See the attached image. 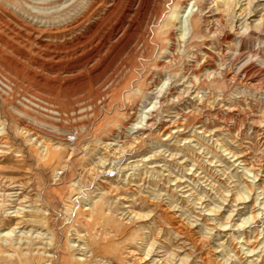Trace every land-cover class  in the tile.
Masks as SVG:
<instances>
[{
    "label": "rangeland",
    "instance_id": "1",
    "mask_svg": "<svg viewBox=\"0 0 264 264\" xmlns=\"http://www.w3.org/2000/svg\"><path fill=\"white\" fill-rule=\"evenodd\" d=\"M0 264H264V0H0Z\"/></svg>",
    "mask_w": 264,
    "mask_h": 264
},
{
    "label": "bare ground",
    "instance_id": "2",
    "mask_svg": "<svg viewBox=\"0 0 264 264\" xmlns=\"http://www.w3.org/2000/svg\"><path fill=\"white\" fill-rule=\"evenodd\" d=\"M113 13H114V11L112 10L111 12H110V15H109V17L107 18L108 20L110 19V18H112L113 16ZM104 20V19H103ZM119 20H121L122 22H123V19H122V14H121V18H119ZM121 21H119V25L118 26H116V28L117 29H119L120 28V24L122 23ZM101 23V22H100ZM115 24V23H114ZM114 24H113V26H114ZM99 28V27H98ZM259 214V213H258ZM18 215V217H19V219H23V221H24V218H22L23 216L22 215H20V214H17ZM22 216V217H21ZM258 216V215H257ZM21 217V218H20ZM256 217V216H255ZM251 218V217H250ZM254 218V217H253ZM18 219V218H17ZM26 220V219H25ZM245 221V220H244ZM18 224H22V221H19L18 220ZM17 225V224H16ZM254 250V249H253Z\"/></svg>",
    "mask_w": 264,
    "mask_h": 264
}]
</instances>
